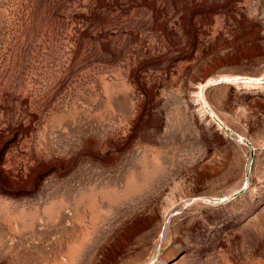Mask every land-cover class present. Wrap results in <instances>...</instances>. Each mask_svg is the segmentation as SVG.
Instances as JSON below:
<instances>
[{"label": "rangeland", "instance_id": "1", "mask_svg": "<svg viewBox=\"0 0 264 264\" xmlns=\"http://www.w3.org/2000/svg\"><path fill=\"white\" fill-rule=\"evenodd\" d=\"M0 264H264V0H0Z\"/></svg>", "mask_w": 264, "mask_h": 264}, {"label": "bare ground", "instance_id": "2", "mask_svg": "<svg viewBox=\"0 0 264 264\" xmlns=\"http://www.w3.org/2000/svg\"><path fill=\"white\" fill-rule=\"evenodd\" d=\"M236 80V78H231V77H228V76H222L221 78H219V79H217V80H215V81H213V80H209V81H207L204 85H201L200 87H199V95H200V97L202 98V100H203V102H204V104H206V107H207V109L209 110V112H210V115L215 119V120H218V122H220V124H222L221 123V120L217 117V115L211 110V108L208 106V104L206 103V101L204 100V96H203V89L207 86V85H209L210 83H212V82H234ZM241 140H242V138H241Z\"/></svg>", "mask_w": 264, "mask_h": 264}]
</instances>
